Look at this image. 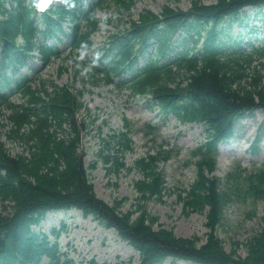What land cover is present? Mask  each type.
<instances>
[{"label": "trees", "instance_id": "16d2710c", "mask_svg": "<svg viewBox=\"0 0 264 264\" xmlns=\"http://www.w3.org/2000/svg\"><path fill=\"white\" fill-rule=\"evenodd\" d=\"M107 2L116 6L105 19L109 23L112 14L120 17L124 13L130 0H60L51 8L42 7L38 0H0V60L5 66L8 62L23 66L29 57H35L34 51L44 64L61 59L51 38L59 42L65 37L72 51L90 48L93 33L102 22L97 8ZM246 7L262 12L264 0L196 2L188 11H171L164 19L135 25L111 39L97 59L73 61L76 73L93 83L100 73L109 81L123 78L132 94L150 96L163 112L184 123L207 126L206 141L196 151L200 157L196 179L186 195H181L186 211L206 213V240L199 244L195 238L156 229L145 209L138 208L141 210L134 216L135 211H122L120 202L110 204L99 197L80 152L76 110L80 106L73 88L51 84L54 89L50 91L38 77L39 85L23 83L20 102L0 95V112L7 107L17 115L11 119L6 137L24 145L21 152L12 154L0 142V264H75L60 247L64 222L49 233L34 228L50 210L71 207L116 228L138 250V264H163L168 258L171 264L181 260L264 264V216L260 231L246 242V256L226 249L218 227L226 203L241 186L233 181L236 185L222 188L219 179L211 176L219 142L233 136L238 118L264 109V37L255 44L251 38L245 41L241 33L230 34L235 22L249 25L244 17ZM40 17L42 26L37 25ZM66 21L71 25L66 27ZM140 58H145L144 65L139 66ZM120 138L116 152L133 148L127 132ZM110 156L105 160L115 159L116 170L125 165L116 153ZM136 164L143 174L136 183L139 198L159 196L165 181L155 159L142 157ZM250 177L245 194L264 199V169Z\"/></svg>", "mask_w": 264, "mask_h": 264}, {"label": "rangeland", "instance_id": "374dc122", "mask_svg": "<svg viewBox=\"0 0 264 264\" xmlns=\"http://www.w3.org/2000/svg\"><path fill=\"white\" fill-rule=\"evenodd\" d=\"M41 1L47 8L58 2ZM215 1L130 0L120 17L112 14L111 22L99 24L93 35L94 45L85 54L100 53L110 39L129 32L135 25L164 19V14L171 11H188L196 2L211 4ZM115 10V4L107 2L97 11L104 18ZM244 17L249 25L235 22L230 34L238 36L241 33L245 41L251 38L252 42L260 43L264 37V10L258 12L256 8H247ZM37 25L42 26L41 20ZM60 46L65 50L61 59L52 58L46 66H42L40 60L30 61L29 69L24 68L21 74L38 72L50 91L54 89L51 84L73 88L80 106L76 109L81 128L80 152L98 196L110 204L120 202V209L135 211L134 216L140 212L138 208L145 209L149 219L155 221L156 229L165 228L179 237L195 238L199 244L204 242L209 232L206 213L186 211L181 195H186L185 191L196 179L200 160L197 147L209 134L205 125L182 123L163 112L150 96H135L127 88L114 86L102 75L93 83L90 78L76 73L74 68L73 61L83 58L84 53L70 50L65 41ZM16 116L8 108L0 112V142L12 154L24 148L23 144L8 140L5 134L10 129L11 119ZM123 132L130 136L133 148L116 152ZM115 153L125 164L117 170L115 159L105 160L107 155L112 158L110 155ZM148 156L155 159L165 182L159 196L148 195L147 199L141 200L136 183L143 174L136 161ZM263 169L264 110L257 109L237 120L234 138L221 144L211 173L219 179L222 188L236 185L233 181L241 186V191L233 193L226 203L224 217L218 227L226 249L235 250L241 256L247 255L246 242L260 231L264 216V199L246 195V181ZM62 221L68 227L62 233L60 243L64 250L70 252L75 264H138L139 253L121 239L117 230L105 227L94 216H84L79 209L51 211L37 229L49 232L53 226L60 227ZM169 261L165 264H170ZM180 264L194 263L181 261Z\"/></svg>", "mask_w": 264, "mask_h": 264}]
</instances>
